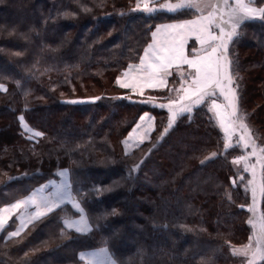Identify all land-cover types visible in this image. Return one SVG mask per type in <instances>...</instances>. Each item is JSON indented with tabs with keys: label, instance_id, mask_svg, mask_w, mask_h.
I'll return each instance as SVG.
<instances>
[{
	"label": "trees",
	"instance_id": "obj_1",
	"mask_svg": "<svg viewBox=\"0 0 264 264\" xmlns=\"http://www.w3.org/2000/svg\"><path fill=\"white\" fill-rule=\"evenodd\" d=\"M195 14H145L136 0H0V207L67 169L91 228L64 229L77 213L62 205L18 236L1 233L0 264H85L80 251L103 247L117 264H249L251 252L238 250L254 235L252 214L264 224V193L252 210L245 171L255 163L264 187V19L244 23L227 53L255 152L240 140V121L225 150L209 103L217 92L165 134L170 113L160 105L179 102L176 73L143 94L116 84L156 24ZM143 113L153 130L125 152ZM22 121L42 135L28 138Z\"/></svg>",
	"mask_w": 264,
	"mask_h": 264
},
{
	"label": "snow or ice",
	"instance_id": "obj_2",
	"mask_svg": "<svg viewBox=\"0 0 264 264\" xmlns=\"http://www.w3.org/2000/svg\"><path fill=\"white\" fill-rule=\"evenodd\" d=\"M226 8L228 9L227 11H225ZM187 9H195L198 12H203L205 9L210 10L207 15H200L195 19L157 26L155 31L152 32L153 43L149 44L145 49L144 55L140 57L139 64L135 66L129 65V70L134 68L137 74L131 77V82L127 79L122 81L118 78L116 83L122 88H131L133 91H139L142 94L145 87L157 88L164 85L166 83L165 77L171 75L168 70L172 65L187 64L194 71V75L189 74L190 85L181 89L184 95L179 97L178 103L172 102L168 105H160L162 108L167 107L170 113L165 134L180 115L191 113L195 107L204 104L205 98L214 96L216 92H219L220 96L227 102L225 107L229 110L227 112V120L217 113L221 121L220 126L225 130V150L232 147L228 136L229 128L225 127V124L231 125L234 133L237 128L236 122L240 121L239 128L244 130L241 133L240 140L244 143L245 148L251 145L255 152L256 146L252 144L250 137L245 134L247 132V126L243 123L245 117L238 115V96L236 90L231 87L233 84L229 71L231 61L228 59L227 53L230 44L239 35L238 29L244 23L252 19H264V8L257 9L244 3V0H235V7L231 8H228V0H222L221 4H213L210 0H179L176 4L161 5L160 10L167 11L169 14H177L179 11ZM144 10L149 14L157 11L147 3L144 5ZM217 29L219 30L218 34L215 31ZM158 34L161 37L159 40H157ZM193 36L201 45V50L194 58L189 59L184 55V48L187 40ZM124 76L128 77L129 72L126 71ZM217 107L215 103L212 104V109ZM21 119L23 118L21 117ZM139 119L141 122H150L152 117L145 113ZM142 126L143 124H137L136 127L141 128ZM133 131L135 132V129ZM32 135L40 137L42 133L34 131ZM140 142H143V138H141ZM261 151H264V149H261ZM233 163H238V161L234 160ZM247 170L245 168V171ZM61 175H66V172H62ZM252 176L253 180L248 183L252 188V195L255 200L257 191L255 169L252 171ZM260 191L264 193V187H261ZM55 195L58 200L52 204L47 200L42 204H37L32 198H29L28 200L12 204L10 208L6 207L0 210V230L4 228L7 219L3 213L19 209L22 205L35 206L34 219H40L51 213L54 208H59L60 204L65 202L66 193L58 190ZM68 199H71V197H68ZM75 207L81 213L80 219L75 221L66 220L64 226L67 229H73L76 233L86 234L91 231V228L88 226V220L83 215L84 210L79 204H76ZM252 210H254V207ZM19 231L18 229L12 232L11 236L18 235ZM262 242H264V224H262L258 234L256 249L253 250L250 246L244 249V254L251 252L252 259L249 264H255L257 258L264 259V243ZM234 254L237 253L234 252ZM90 255H95V253ZM87 264H95V262L89 258ZM111 264H114V262H111Z\"/></svg>",
	"mask_w": 264,
	"mask_h": 264
},
{
	"label": "crops",
	"instance_id": "obj_3",
	"mask_svg": "<svg viewBox=\"0 0 264 264\" xmlns=\"http://www.w3.org/2000/svg\"><path fill=\"white\" fill-rule=\"evenodd\" d=\"M229 1H232V2H234L235 3V0H229ZM179 2V0H136V8H138L137 10H139V11H145L144 10V5H145V3H147L150 7H152V8H154V9H156L157 11L158 10H160L161 9V5H164V4H176V3H178ZM210 2L211 3H213V4H215L216 3V0H210ZM195 12H196V14L195 15H193V16H191V17H188V18H183V19H179V20H171V21H167V22H162V23H158V24H156L154 27H153V29L151 30V32H150V39H149V42H148V44L145 46V48L142 50V52H141V54H140V56H139V59H138V61L135 63V64H132L133 66H135V65H138L139 64V62H140V57L141 56H143L144 55V51H145V49L148 47V45L149 44H151V43H153V37H152V32H154L155 31V29H156V27L157 26H160V25H164V24H170V23H180V22H182V21H184V20H189V19H195V18H197L198 16H200V15H207V12L210 10V9H205L203 12H198V11H196L195 9H193ZM160 11H162V10H160ZM155 12V11H154ZM164 12H167V11H164ZM161 37H160V35L158 34V36H157V40H159ZM200 50H201V45L196 41V39H195V37L193 36V37H190L188 40H187V42H186V44H185V48H184V55L187 57V58H189V59H192V58H194L198 53H200ZM126 71H128L129 72V76L128 77H125L124 76V73L126 72ZM170 73H172V72H175L176 73V75L178 76V80H179V83L176 85V90H178L179 91V93L178 92H176V94H179V95H177V99H179V97L180 96H182V95H184V93H183V91L181 90L182 88H187L189 85H190V83H191V79H190V76H189V74L191 73L192 75H194V71L192 70V69H190L189 68V66L187 65V64H174V65H172L170 68H169V70H168ZM137 73L135 72V70H134V68L132 69V70H129V66L117 77V79L118 78H120L122 81L123 80H129V82H131V77H134L135 75H136ZM170 75H168V76H166L165 77V80H166V83L164 84V85H161V86H159V87H157V88H148V87H145L144 89H143V93H145L146 91H153V90H163V89H165L166 87H167V85H168V77H169ZM117 79H116V81H117ZM117 84V83H116ZM118 85V87H120V85L119 84H117ZM120 88H122V87H120ZM123 89H127V90H129L130 92H132V93H134V94H140L139 93V91H133V89H131V88H123ZM174 89V90H175ZM142 93V94H143ZM145 113H143L142 115H144ZM149 116H151L152 117V115H150L149 113H147ZM141 115V116H142ZM140 118V117H139ZM137 124H143V126L141 127V128H137L136 126H137ZM135 129V132L133 131ZM152 130H153V117H152V120L149 122V121H145V122H141L140 121V119H138V121L136 122V124L132 127V129L129 131V133L126 135V137L123 139V141H122V146H123V148H124V151L125 152H128L127 150H125V148L126 149H133V148H135L137 145H139L141 142H140V140H141V138H143V142L144 141H146V140H148V138H149V135H150V133L152 132ZM130 134H131V136H130ZM50 180H53V179H50ZM50 180H48V181H46V182H44V183H42L41 185H39V186H41V187H43V186H46L47 184H48V182L50 181ZM39 186H37V187H39ZM36 187V188H37ZM36 188H34L28 195H26V196H24V197H22V198H20V199H18V200H16V201H14V202H11V203H9V204H6V205H3V206H1L0 207V210H2V209H4V208H6V207H9L10 208V206L12 205V204H15V203H18V202H20V201H24L23 199H25L27 196H29L31 193H34L35 192V189ZM53 203H54V201H53ZM42 204V203H41ZM50 204H52V203H50ZM76 204H79V202H78V200H77V198H76V196L74 195L73 196V198H71L70 200H68V201H66V202H64L63 204H61L60 206H62V205H68V206H70L71 207V209L73 210V211H75L76 213H77V216L76 217H73V218H69V219H65V218H63V220H62V225H63V227H64V229H66V230H71V231H74L73 229H67V228H65V221L66 220H68V221H75V220H79L80 219V215H81V213H80V211L75 207V205ZM80 205V204H79ZM59 206V207H60ZM21 208H22V206H21ZM54 209H56V208H54ZM20 210V208L19 209H15V210H11V211H9V212H4L3 213V215L7 218L6 219V221H5V225H4V228L2 229V230H0V234L1 233H4V238L5 239H8V238H12V237H15V236H11V233L12 232H15V231H17L18 229H16V227H19V225H18V222H20V221H25L24 223V225H23V227L22 228H20L19 230V234L20 233H22L25 229H26V227L28 226V225H30L31 223H33L35 220H37V219H34V213H35V211H36V208H35V206H31V207H29V208H27L26 209V211L22 214V213H19V218H18V220H17V218H16V216H17V213H18V211ZM41 210H43V209H41ZM83 215L86 217V215H85V213L83 212ZM12 217H14L15 218V220H12ZM67 218V217H66ZM87 219V218H86ZM12 220V221H11ZM9 225H11V226H9ZM18 225V226H17ZM9 226V227H8ZM88 226L90 227V225H89V223H88ZM75 232V231H74ZM18 234V235H19ZM18 235H16V236H18ZM104 248V247H103ZM97 249H102V248H97ZM97 249H91V250H84V251H80L79 253H78V258L82 261V262H84L85 264H87V260L89 259V258H91V259H93L94 260V258H96L97 257V252H94L93 250H97ZM104 249H106V248H104ZM107 250V249H106ZM108 251V250H107ZM109 252V251H108ZM93 253H95V255H90V254H93ZM113 259V258H112ZM114 260V259H113ZM115 262V261H114ZM116 263V262H115ZM117 264V263H116Z\"/></svg>",
	"mask_w": 264,
	"mask_h": 264
},
{
	"label": "rangeland",
	"instance_id": "obj_4",
	"mask_svg": "<svg viewBox=\"0 0 264 264\" xmlns=\"http://www.w3.org/2000/svg\"><path fill=\"white\" fill-rule=\"evenodd\" d=\"M248 2H249V0H244V3L248 4ZM215 4H221L220 3V0H216V3ZM231 7H235V3L232 2V1H229L228 2V8H231ZM259 8H264V7H259ZM259 8H257V9H259ZM136 9H138V8H136ZM227 10L228 9L226 8L225 11H227ZM143 12H145V14H149L146 11H143ZM225 18H227V17H225ZM215 31H216L217 34L219 33V30L218 29L215 30ZM231 87H233V86L231 85ZM217 93H218L219 99H217V98H214V99L211 98L209 103L210 104L215 103L218 106L216 109H214V113H215V116H216L217 120L221 124V121L218 118L217 113H219L220 116H222L225 120H227V112L229 110L226 109V107H225L227 102L224 100V98L222 96H220L219 92H217ZM176 95H179V94H176ZM21 126H22L23 131L29 136L28 138L35 137V136L32 135V132L33 131L32 130L29 131L30 128L27 127V125L25 124L24 121H22ZM225 127L229 128L228 136H229V139H230V143L234 142V140H235V133H233V131H232V126L231 125H228V124H225ZM221 129L224 132V136H225V130H224V128L221 127ZM245 142H247V141H245ZM248 148L251 149V150H253V147L251 145ZM256 149L257 148H255V150ZM125 150L130 151L131 149H126L125 148ZM247 158L249 159V157H247ZM257 159L258 160H261L259 157ZM245 164L247 165V169L249 170L248 172L250 174V179L248 180V182L251 181V180H253V176H252L253 169H255V172H256L255 185H256L257 191H256L255 200L253 199L252 188L249 185V183L247 182V189L249 190L250 197L252 199V207H255L256 208L257 205H258L257 204V201L259 200L258 194H259V191H260V178L258 176L257 167H256V164L255 163L246 161ZM62 172H66V175H63L62 176L61 175ZM51 179H53V180H50L49 179L50 181L48 182V184L46 186H43V187L39 186V187H37L35 189V192L34 193H31L29 196H27L23 200H28L29 198H32L37 204H41L45 200H47L49 203H53V201L54 202H57L58 197L55 194L57 193L58 190H61L64 193H66L65 202L68 201V200H70V199H68V197L73 198L74 193L72 192L71 187H70L67 169L58 170L56 172L55 178H51ZM31 206H34V205H22V208H20V210L18 211L16 218L19 216V213H22L23 214L26 211V209L29 208V207H31ZM249 209H251V208L249 207ZM250 215H251V213H250ZM254 216L255 215L252 214V217H251V222H252L253 229H254V235L251 236L252 239H250V241H248V243L245 245L244 248H240L238 250V252L241 253V254H244V249L246 247H249L250 246L251 248H253V250H255L256 247H257L258 234L260 232L261 222H259L257 224L256 223L257 220H255L256 218ZM18 218H17V220H18ZM65 219H69V218L67 217ZM12 220H15V218L12 217ZM24 222H25L24 220L18 222L19 227H16V229L22 228L23 225L25 224ZM255 224H257V225H255ZM93 251L94 252H97V254H98L97 257L94 258L95 264H111V262H114V260L112 259L111 254L106 249L102 248V249H97V250H93ZM249 254H250V252H248L247 254H244V255H249ZM114 264H116V263L114 262Z\"/></svg>",
	"mask_w": 264,
	"mask_h": 264
}]
</instances>
